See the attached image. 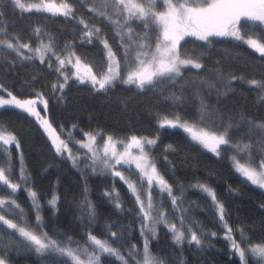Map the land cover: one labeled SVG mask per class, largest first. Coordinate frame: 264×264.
Returning <instances> with one entry per match:
<instances>
[{"label": "snow or ice", "instance_id": "6c2138e0", "mask_svg": "<svg viewBox=\"0 0 264 264\" xmlns=\"http://www.w3.org/2000/svg\"><path fill=\"white\" fill-rule=\"evenodd\" d=\"M79 2L87 5L88 12L93 16L101 17L111 25L122 51L114 50L99 26L90 25L84 18L77 17L73 0H9L13 9H19L21 13H48L51 17H63L66 21L75 20L83 25L80 43L93 44L98 41L103 45V66L99 71H94L92 66L82 60L71 42L60 50L55 38L46 32L42 34L40 27L34 30L39 42L32 47L29 43H22L19 37H11L0 21V54L15 53L22 63L39 60L40 64L47 63L48 68L53 67L54 59V71L59 74V78L51 88L53 93H61L58 97L60 100L64 98L63 92L69 86V81L88 84L94 91L103 93L115 88L118 83L134 87L137 93H163L165 89H171L165 99L172 100L174 104H183L185 89L191 87L193 97L200 101L196 116L188 119L176 112L158 115L159 129H182L194 144L217 157L230 152L232 167L240 177L264 189V121L257 122L243 113L239 114L240 121L247 127L243 137L232 139L234 118L229 115L224 119L218 108H211L200 87L205 85L213 89L220 85L217 89L219 97L233 92V82L240 80L255 89L258 99L264 101V80L237 76L231 72L226 74L220 68L210 71L206 77H199L197 72L198 82L184 78L185 70H200L204 67L203 56L216 40L231 41L233 48L246 45L264 57V31L260 35L246 31L257 26L264 30V0ZM2 16L3 12L0 11ZM242 21L245 23L242 24ZM44 36H47V42H44ZM193 41L202 44L189 49L187 45ZM197 48L200 49L198 53ZM32 90L35 92L34 98H21L0 84V111L19 110V113L35 118L51 141L56 155L71 161L82 175L85 172L80 167L81 162L84 169L93 175L119 178L134 197L143 248H138L134 243L129 245L124 227L114 231L111 224L105 225L104 236L86 231L83 242L60 233L49 235L40 215L38 194L28 188L29 174L23 164L22 154L19 175H16L10 146L14 145L19 150L20 141L13 132L0 124V253H4L0 254V264H9L5 255L13 248L34 252L41 258V264H105V258H111L118 264H165L163 258L155 256L150 248L151 240L158 237L161 225L172 234V241L177 246L182 247L185 241L197 247L202 245L204 234L198 235L196 225L186 215L188 209L184 207L183 188L177 195L150 155L159 135L152 138L131 135L127 140H118L111 135L104 138L101 133L86 132L83 133L84 139L77 140L71 130L65 134L62 126L58 133L46 115H41V111H48V100L42 92L34 88ZM38 105H43V108L38 110ZM217 117L220 123H217ZM76 127L72 125L73 129ZM98 137L103 139L102 146L97 143ZM72 144L87 151L74 152L70 146ZM167 149L175 150L172 145H168ZM192 187L211 199L226 229L225 239L229 241L240 264H250V260L252 264H264V241L253 244L243 229H238L240 239L237 240L225 220L224 205L217 199L215 191L202 182ZM21 189L27 191L31 199L36 213L35 222L30 220L28 212L17 202V193ZM105 195L118 210H122L118 192L114 196L110 192H105ZM57 200L58 197L53 196L49 204L55 208ZM166 200L170 201V209L165 206ZM83 204L86 206L88 224L91 225L95 223V208L86 196ZM215 235L212 233V236ZM121 240L125 241L123 247L118 243Z\"/></svg>", "mask_w": 264, "mask_h": 264}, {"label": "trees", "instance_id": "16d2710c", "mask_svg": "<svg viewBox=\"0 0 264 264\" xmlns=\"http://www.w3.org/2000/svg\"><path fill=\"white\" fill-rule=\"evenodd\" d=\"M73 2L77 17L84 18L90 25L99 26L114 50L122 51L111 25L103 18L93 16L88 12L87 5H82L79 0ZM0 11L3 12L0 17L2 26L11 37H19L22 43L35 47L39 41L34 30L40 27L42 34L46 32L55 38L60 50H63L66 43L71 42L77 54L94 71L102 68L103 45L98 41L81 44L83 25L75 20L66 21L63 17H51L48 13L35 11L21 13L19 9H13L9 0H0ZM243 23L245 22L242 21ZM246 31L260 35L264 30L257 26ZM44 42H47V36H44ZM232 43L228 40H216L203 56L204 67L200 70H185L184 78L198 82L199 78L195 75L197 72L199 77H206L210 71L220 68L226 74L231 72L237 76L264 80V57H260L246 45L233 48ZM199 44L202 42L193 41L187 47L193 49ZM199 51L197 48L196 52ZM55 64L53 60V67L48 68L47 63L40 64L39 60L22 63L15 53L0 54V84L21 98H34L33 88L42 92L48 100V111H41V115H46L58 133L62 126L65 134L71 130L77 140L83 139V133L86 132L111 135L116 139H125L131 135L149 138L159 135L157 145L150 155L177 195L183 188L184 207L188 209L186 215L196 225L198 235L203 233L204 238L200 247L190 245L187 241L180 247L173 243L172 234L161 225L158 237L150 243L151 252L155 256L163 258L165 264H240L238 256L233 254L229 241L225 239L226 229L211 199L192 187L198 182L207 184L215 191L217 199L224 205L225 220L233 229L237 240L240 239L238 229H243L253 244L264 241V190L240 177L232 167L230 152H224L217 157L194 144L182 129H159L158 115H171L176 112L188 119L196 116L200 101L193 97L191 87L185 89L183 104H174L172 100L165 99L171 89H165L163 93H137L134 87L118 83L115 88L103 93L94 91L88 84L69 81V86L63 92L64 98L60 100L58 97L61 93H53L51 88L59 78V74L54 71ZM233 85V92L219 97L217 89L220 85L213 89L205 85L200 87L211 108H218L224 119L229 115L234 118L232 139L239 140L247 127L240 121L239 114L243 113L257 122L264 121V101L258 99L257 91L247 83L236 80ZM3 94L6 96V93ZM42 108L43 105H38V110ZM217 123H220L219 117ZM0 124L13 132L20 141L19 150L14 145L10 146L16 175H19L22 154L23 164L29 174L28 188L38 194L40 215L49 235L60 233L83 242L86 231L104 236L105 225L111 224L114 231L124 227V235L129 245L134 243L138 248H143L139 222L135 215L137 208L134 197L119 178L93 175L84 169L83 162L80 167L85 175H82L81 171L72 166L71 161L56 155L47 134L35 118L27 116L26 113H19V110L0 111ZM72 125L77 127L73 129ZM168 145H172L175 150H168ZM70 146L74 152H86L76 144ZM113 189L120 195L122 210H118L105 195V192H110L114 196ZM53 196L58 197L55 208L49 204ZM85 196L96 211L95 223L91 225L88 224L85 214ZM17 198V202L28 212L30 220L35 222L36 213L28 192L21 189ZM165 206L170 209V201L166 200ZM212 233L216 235L212 236ZM118 243L123 247L125 241ZM5 258L9 264H41L40 257L25 249L13 248L7 251ZM105 264L118 262L105 258Z\"/></svg>", "mask_w": 264, "mask_h": 264}, {"label": "rangeland", "instance_id": "374dc122", "mask_svg": "<svg viewBox=\"0 0 264 264\" xmlns=\"http://www.w3.org/2000/svg\"><path fill=\"white\" fill-rule=\"evenodd\" d=\"M54 60V59H53ZM55 61V60H54ZM55 67H56V64H55ZM104 138H106L107 136H103ZM83 139H84V136H83ZM116 139V138H115ZM118 140H127V138L125 139H118ZM98 145L102 146L103 144V139L99 138L98 137V141H97ZM79 146V145H78ZM119 148L122 149V146L118 145ZM85 151H87L86 149H84ZM264 190V189H263Z\"/></svg>", "mask_w": 264, "mask_h": 264}]
</instances>
